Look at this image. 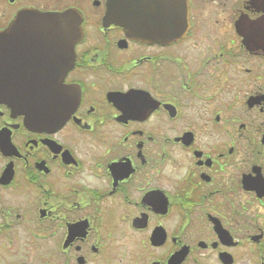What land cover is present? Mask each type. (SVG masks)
Wrapping results in <instances>:
<instances>
[{
	"label": "flooded vegetation",
	"instance_id": "af4514ba",
	"mask_svg": "<svg viewBox=\"0 0 264 264\" xmlns=\"http://www.w3.org/2000/svg\"><path fill=\"white\" fill-rule=\"evenodd\" d=\"M184 4L173 41L110 0H0V33L26 10L80 29L64 125L0 103V264H264V0ZM11 48L1 87L59 85L47 43Z\"/></svg>",
	"mask_w": 264,
	"mask_h": 264
},
{
	"label": "water",
	"instance_id": "95a60500",
	"mask_svg": "<svg viewBox=\"0 0 264 264\" xmlns=\"http://www.w3.org/2000/svg\"><path fill=\"white\" fill-rule=\"evenodd\" d=\"M119 0H113L116 4ZM127 1V0H124ZM180 0H129L131 2L127 8L112 9L111 14L121 19V24L127 27L132 34L141 32L147 36L154 33L156 27L164 25V14L171 12V27L173 35H180L181 31L175 26H182L183 20L177 23L180 18H184L180 13H177V4ZM172 6V7H171ZM159 13L162 19L155 21V15ZM155 14V15H154ZM72 13L68 12L63 15H44L36 12H24L20 14L14 25L5 33L0 35V59L8 57L9 44L11 42L21 41L28 35H35L37 39L54 38L58 32L64 27L70 28L65 35L73 34L74 28ZM155 21V22H154ZM169 21V19H168ZM182 28V27H180ZM73 43V41H71ZM66 74V71L61 72V76ZM60 98L59 103L53 104L51 96H47L45 90H38L34 96L29 89H1L0 100L10 103L19 112H23L27 116H31L32 122L39 128H50L52 126L61 125L70 112L73 110V101L71 96H65L62 81L59 88ZM29 114V115H28Z\"/></svg>",
	"mask_w": 264,
	"mask_h": 264
}]
</instances>
